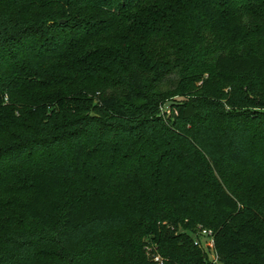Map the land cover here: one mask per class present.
Here are the masks:
<instances>
[{"label": "trees", "instance_id": "trees-1", "mask_svg": "<svg viewBox=\"0 0 264 264\" xmlns=\"http://www.w3.org/2000/svg\"><path fill=\"white\" fill-rule=\"evenodd\" d=\"M199 228L264 264V0H0V264H213Z\"/></svg>", "mask_w": 264, "mask_h": 264}, {"label": "built area", "instance_id": "built-area-1", "mask_svg": "<svg viewBox=\"0 0 264 264\" xmlns=\"http://www.w3.org/2000/svg\"><path fill=\"white\" fill-rule=\"evenodd\" d=\"M194 238H195V244L196 245H201L203 246V239H206V246L210 247L213 249L214 251V234L211 230L209 229H203V228H199L197 233L194 234ZM147 253L149 256H151L150 258L156 263V264H166L165 260L156 252V248L154 246H147L146 247ZM215 253V261L213 262V264H217V255L216 252Z\"/></svg>", "mask_w": 264, "mask_h": 264}, {"label": "rangeland", "instance_id": "rangeland-1", "mask_svg": "<svg viewBox=\"0 0 264 264\" xmlns=\"http://www.w3.org/2000/svg\"><path fill=\"white\" fill-rule=\"evenodd\" d=\"M205 243H206V239H203V244L206 245ZM149 257H151V256H149ZM215 258H216V256H215V253H214V251L212 249V251L209 252V260H210V262L213 263L215 261Z\"/></svg>", "mask_w": 264, "mask_h": 264}]
</instances>
